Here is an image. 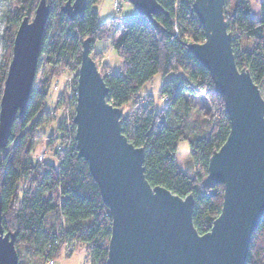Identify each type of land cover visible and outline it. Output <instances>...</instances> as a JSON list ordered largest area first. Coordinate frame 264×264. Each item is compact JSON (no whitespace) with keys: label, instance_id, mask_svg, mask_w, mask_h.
<instances>
[{"label":"trees","instance_id":"16d2710c","mask_svg":"<svg viewBox=\"0 0 264 264\" xmlns=\"http://www.w3.org/2000/svg\"><path fill=\"white\" fill-rule=\"evenodd\" d=\"M15 1L18 4L16 15L7 18L3 32L10 49L8 64L17 28L24 17L32 15L39 2ZM157 1L164 9L163 13L155 15L160 27L138 13L121 21L120 36L113 42L122 59L121 71H100L114 104L123 110L133 103L130 112L123 113L122 129L131 142L144 147L143 164L148 181L182 197L193 193V222L200 233H205L221 212L224 194L223 184H205L208 162L212 153L227 139L230 119L210 72L187 49L188 43L205 39L204 28L193 8L194 0ZM47 2L50 13L37 69L40 62L50 68L72 61L80 65L84 39L91 40L92 50L96 39L108 36L109 26L115 19L99 20L94 9L98 0H88L84 15L74 19L61 11L66 0ZM259 6L260 15L254 17L251 0H226L225 18L233 37L238 67L250 71L264 95V0ZM8 64L0 72V100ZM180 71L181 75H175L161 85L160 94L166 101L161 110H156L152 96L145 101L137 99L143 85L155 74ZM49 81L48 77L38 83L34 80L24 116L16 119L8 145L0 148L3 225L6 231L15 234L18 253L31 250L41 260L37 264L54 260L67 245H74V248L86 245L90 264H106L112 217L89 171L88 162L78 157L73 123L77 94L69 100L73 113L67 125H59L58 144L52 146L54 160H33L42 140L38 129L55 119L46 108ZM189 97L202 99L201 121H191L193 108ZM61 100L62 97L59 102ZM65 132L67 137L63 135ZM182 140L189 143L191 161L197 168L194 175L177 166L178 143ZM48 142L54 145V138ZM21 183L24 186L21 187ZM54 213H58L63 222L55 220L49 224V216ZM22 253L18 264H26ZM246 264H264V218L252 235Z\"/></svg>","mask_w":264,"mask_h":264},{"label":"water","instance_id":"95a60500","mask_svg":"<svg viewBox=\"0 0 264 264\" xmlns=\"http://www.w3.org/2000/svg\"><path fill=\"white\" fill-rule=\"evenodd\" d=\"M88 0H66L61 11L83 16ZM137 13L160 27L164 12L157 0H128ZM226 0H194L205 39L187 49L210 72L223 97L230 131L208 162L205 184H223V204L211 229L200 233L193 222V193L182 197L152 185L144 167V147L123 133V110L109 98L104 75L82 43L73 123L78 157L88 162L112 225L106 264H246L251 238L264 218V95L246 68H239L225 18ZM50 5L39 0L32 18L16 31L0 100V148L26 111ZM151 192L161 195L152 197ZM15 234L3 225L0 203V264H18Z\"/></svg>","mask_w":264,"mask_h":264},{"label":"rangeland","instance_id":"374dc122","mask_svg":"<svg viewBox=\"0 0 264 264\" xmlns=\"http://www.w3.org/2000/svg\"><path fill=\"white\" fill-rule=\"evenodd\" d=\"M120 9H116L115 0H98L94 5V9L99 14V20L101 22H108L112 19L115 21L109 26V34L105 38L96 39L93 43V49L91 53L95 57V61L103 73L107 72H120L122 68V59L113 47V42L120 36L121 33V21L128 18L134 17L137 14V9L128 0H119ZM18 4L15 0H0V72L8 64L9 55V43L8 40L3 38V32L6 26L7 18L14 17L16 15ZM34 15V11L30 18ZM79 66L75 61L70 64H66L57 68H50V66H45L40 62L35 75V81L38 83L45 78L50 79V93L47 99L46 108L49 113L54 117V121L51 123H46L41 126L37 133L42 137V140L38 146L33 160L38 162V157L43 155V159H53V149L52 146H57L60 136L58 132L59 125L64 123L65 126L68 123V119L71 118L73 112H75V106L73 111V106H68L70 97L75 96L77 93V85L75 82L78 79ZM9 67V64H8ZM52 71V74L50 73ZM182 72H169L168 74L157 73L154 77L146 82L140 94H138L137 99L145 101L151 96L154 100V105L156 110H161L165 106V99L161 96L160 90L163 81L172 78L175 75H181ZM62 94V96H61ZM60 97V98H59ZM62 97L61 102L60 99ZM192 104V112L190 119L191 121L202 119V113L199 110L203 106V101L199 97H189ZM134 101V100H133ZM72 104V103H71ZM133 103L125 106L123 108V113H129ZM73 111V112H72ZM67 137L68 133L63 134ZM54 138V145H51L48 141ZM41 160L40 162H42ZM177 166L190 175H194L196 167L191 161L190 146L187 140H182L178 143V151L176 156ZM24 186L21 183V187ZM56 195L54 194L53 197ZM57 221L58 223L63 222L60 215L51 214L49 216V224L52 221ZM23 251H26L22 249ZM20 253V252H19ZM18 255H21V253ZM22 258H24L26 264H37L40 259L33 254L31 250H27L25 254L22 253ZM91 257L87 250L86 245H80L78 248H74V245L64 247L61 254L53 260L52 264H90ZM49 264V261L46 263Z\"/></svg>","mask_w":264,"mask_h":264},{"label":"crops","instance_id":"0c3cea01","mask_svg":"<svg viewBox=\"0 0 264 264\" xmlns=\"http://www.w3.org/2000/svg\"><path fill=\"white\" fill-rule=\"evenodd\" d=\"M260 1L261 0H251V13L254 17H259L260 15Z\"/></svg>","mask_w":264,"mask_h":264},{"label":"built area","instance_id":"2783aa9c","mask_svg":"<svg viewBox=\"0 0 264 264\" xmlns=\"http://www.w3.org/2000/svg\"><path fill=\"white\" fill-rule=\"evenodd\" d=\"M115 7H116V9H120V3H119V0H115ZM77 94V93H76ZM70 106V102L68 103V106L67 107H69ZM41 160H44L43 159V155H40L39 157H38V162H40ZM53 263V260H50L49 261V264H52Z\"/></svg>","mask_w":264,"mask_h":264},{"label":"snow or ice","instance_id":"6c2138e0","mask_svg":"<svg viewBox=\"0 0 264 264\" xmlns=\"http://www.w3.org/2000/svg\"><path fill=\"white\" fill-rule=\"evenodd\" d=\"M151 195H152V197L155 198V199H159V198L161 197V195H158V194L153 193V192H151Z\"/></svg>","mask_w":264,"mask_h":264}]
</instances>
